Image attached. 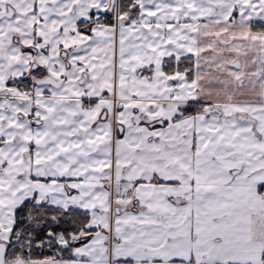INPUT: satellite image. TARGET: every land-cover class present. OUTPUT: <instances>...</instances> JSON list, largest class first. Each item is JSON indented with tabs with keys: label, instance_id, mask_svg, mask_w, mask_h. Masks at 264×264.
<instances>
[{
	"label": "snow or ice",
	"instance_id": "1",
	"mask_svg": "<svg viewBox=\"0 0 264 264\" xmlns=\"http://www.w3.org/2000/svg\"><path fill=\"white\" fill-rule=\"evenodd\" d=\"M0 264H264V0H0Z\"/></svg>",
	"mask_w": 264,
	"mask_h": 264
}]
</instances>
